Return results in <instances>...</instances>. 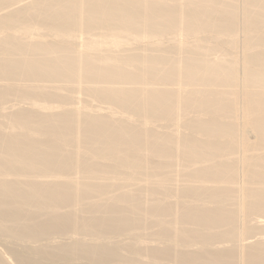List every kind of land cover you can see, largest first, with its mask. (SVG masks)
I'll return each mask as SVG.
<instances>
[{"label": "bare ground", "instance_id": "bare-ground-1", "mask_svg": "<svg viewBox=\"0 0 264 264\" xmlns=\"http://www.w3.org/2000/svg\"><path fill=\"white\" fill-rule=\"evenodd\" d=\"M0 244L264 264V0H0Z\"/></svg>", "mask_w": 264, "mask_h": 264}, {"label": "rangeland", "instance_id": "rangeland-1", "mask_svg": "<svg viewBox=\"0 0 264 264\" xmlns=\"http://www.w3.org/2000/svg\"><path fill=\"white\" fill-rule=\"evenodd\" d=\"M63 90H64V89H63ZM63 90H62V91H63ZM66 91H67V90H64L63 92H66ZM68 92H69V91H68ZM79 94H80V93H79ZM82 94H83V93H81L80 95H82ZM83 95H84V94H83ZM83 95H82V96H83ZM14 99H15V98H14ZM13 101L15 102V100H13ZM15 103H18L17 100H16ZM146 196H147V194H146ZM146 196H144V198H145ZM150 197H151V195H148V198L146 197L145 199H148V201H149V198H150ZM253 217H254V219L252 218V220L254 221L253 224H255V223L257 222V219L259 218V216L255 215V216H253ZM255 217H256V218H255ZM260 218H262V217H260ZM252 220H251V221H252ZM253 221H252V222H253ZM256 224H257V223H256ZM257 235H258V234H257ZM257 235H253V236H254V237L256 236V238H257V237H259V235H258V236H257ZM252 239H253V238H252ZM252 239H251V240H252ZM254 240H255V239H254ZM3 246H4V245H3ZM3 246H2V244H0V249H1V251L6 249V246H5V248H4ZM6 250H7V249H6ZM11 261H12V260H11Z\"/></svg>", "mask_w": 264, "mask_h": 264}]
</instances>
